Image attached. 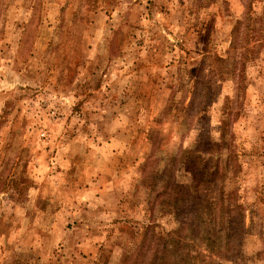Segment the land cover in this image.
I'll list each match as a JSON object with an SVG mask.
<instances>
[{
	"label": "rangeland",
	"instance_id": "1",
	"mask_svg": "<svg viewBox=\"0 0 264 264\" xmlns=\"http://www.w3.org/2000/svg\"><path fill=\"white\" fill-rule=\"evenodd\" d=\"M246 2L0 0V264H150L167 234L264 264L263 1L226 60Z\"/></svg>",
	"mask_w": 264,
	"mask_h": 264
},
{
	"label": "trees",
	"instance_id": "2",
	"mask_svg": "<svg viewBox=\"0 0 264 264\" xmlns=\"http://www.w3.org/2000/svg\"><path fill=\"white\" fill-rule=\"evenodd\" d=\"M201 4L204 0H197ZM256 0H247L246 2V15L244 16L242 21L237 22V24L234 26L233 32H232V38L230 41V50L227 51V59L228 61H234L236 59V51L238 48V42L241 40L242 47L247 43L246 41L250 40H258L260 30L257 29L254 25L256 18L251 17L250 14V7L252 3ZM263 1L264 0H258ZM201 6V5H200ZM255 19V20H254ZM251 21L254 22L251 24ZM240 24H243L245 27L243 29V34L240 38ZM244 43V44H243ZM248 53L246 51L241 52V59L245 60V57ZM198 110H201V108H198ZM183 223V222H182ZM160 251L162 252L160 254V257L158 259H151L150 264H190V261L186 258V256L180 251V240L175 238L174 236H169L168 234L165 236H162L160 239ZM158 260V261H156ZM123 264H126V257L123 259Z\"/></svg>",
	"mask_w": 264,
	"mask_h": 264
}]
</instances>
